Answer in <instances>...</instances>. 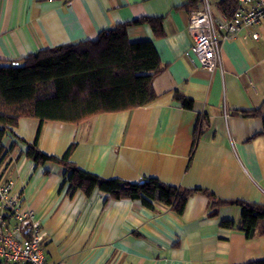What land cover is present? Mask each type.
<instances>
[{"label": "crops", "instance_id": "obj_1", "mask_svg": "<svg viewBox=\"0 0 264 264\" xmlns=\"http://www.w3.org/2000/svg\"><path fill=\"white\" fill-rule=\"evenodd\" d=\"M213 15L220 0H207ZM185 0H0V58L83 39L116 23L163 16V35L147 22L127 27L130 41L150 40L160 59L155 97L145 105L93 114L77 123H42L40 149L102 177L130 182L155 176L173 186L203 188L216 197L264 204V22L218 33L219 63L208 70L185 55L192 44ZM200 1L199 9H202ZM198 10V9H197ZM258 33L254 38L251 34ZM176 93L192 100L182 106ZM242 111L248 113H242ZM201 125L190 152L197 124ZM39 120L21 117L5 135L14 147L0 163L22 206L44 234L42 249L58 264H243L264 257V233L247 239L221 219L238 222L240 209L222 205L207 216L208 197L191 195L182 214L137 199H114L95 189L67 192L62 167L24 156ZM50 170L49 174L44 169ZM137 232L140 235H137Z\"/></svg>", "mask_w": 264, "mask_h": 264}, {"label": "trees", "instance_id": "obj_2", "mask_svg": "<svg viewBox=\"0 0 264 264\" xmlns=\"http://www.w3.org/2000/svg\"><path fill=\"white\" fill-rule=\"evenodd\" d=\"M201 0H185L182 7L189 12L199 9ZM236 0H220L219 9L229 15ZM147 22L154 34L163 35V16L139 17L101 29L94 39H83L42 47L35 52L16 58H0V163L8 157L14 141H4L11 127L21 117H35L39 125L33 139L26 142L24 156L35 165L62 167V183L67 192L76 190L89 197L95 189L114 199H137L153 211L157 205L182 214L188 198L201 192L209 199L207 216L217 215L222 205H236L240 209L238 222L221 219L219 225L241 231L245 238L264 233V204L244 199L216 197L203 188L173 186L155 176H144L130 182L116 177H102L78 167L70 160L75 143L61 155L48 154L39 147L41 126L44 121L55 120L77 123L102 112H115L142 106L150 102L155 93L152 78L160 70V59L150 40L130 41L127 27ZM185 108L192 100L176 93ZM242 113H248L242 111ZM197 124L190 152L192 153L199 130ZM49 174L48 168L44 169ZM137 235H140L137 232ZM0 264L10 263L0 259ZM243 264H264V257Z\"/></svg>", "mask_w": 264, "mask_h": 264}, {"label": "built area", "instance_id": "obj_3", "mask_svg": "<svg viewBox=\"0 0 264 264\" xmlns=\"http://www.w3.org/2000/svg\"><path fill=\"white\" fill-rule=\"evenodd\" d=\"M202 1V9L190 15L188 29L192 44L185 55L192 63L214 70L219 63L217 34L228 38L241 26L264 22V0H236L229 15L222 11L213 15L208 1ZM251 35L258 37L257 32ZM12 185L10 179L0 174V259L20 264H58L46 260L40 223L31 209L22 206L21 197L12 192Z\"/></svg>", "mask_w": 264, "mask_h": 264}]
</instances>
